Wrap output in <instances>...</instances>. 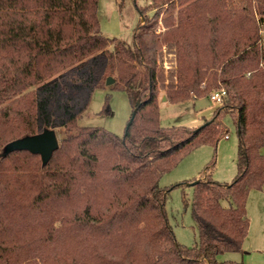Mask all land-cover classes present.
<instances>
[{"label": "trees", "instance_id": "16d2710c", "mask_svg": "<svg viewBox=\"0 0 264 264\" xmlns=\"http://www.w3.org/2000/svg\"><path fill=\"white\" fill-rule=\"evenodd\" d=\"M136 1V0H134ZM122 2V1H121ZM99 0H0V264H245L247 200L264 189V0H149L131 43L100 30ZM152 10L153 15L147 16ZM175 55L166 72L164 57ZM112 77L114 82L107 85ZM124 90L122 136L82 125L96 89ZM226 95L199 126L160 123L171 102ZM103 111L109 113V97ZM237 130V173L186 181L198 242L176 238L160 183L192 149ZM55 129L41 155L6 145Z\"/></svg>", "mask_w": 264, "mask_h": 264}, {"label": "rangeland", "instance_id": "374dc122", "mask_svg": "<svg viewBox=\"0 0 264 264\" xmlns=\"http://www.w3.org/2000/svg\"><path fill=\"white\" fill-rule=\"evenodd\" d=\"M148 3L149 0H99L98 17L101 32L109 37L120 38L131 43L135 27L143 21V16L137 6L145 7ZM146 14L152 16L153 11L149 10ZM256 15L261 24L264 41V16L259 12ZM166 55L164 65L166 72H169L172 66L176 65L173 62L175 55L172 53ZM107 97H109L111 109L109 113L103 111ZM164 97L162 92L159 98V106L160 123L164 127L173 125L199 126L204 123L206 118L213 115L214 109L218 106V102L211 100L210 95L195 101L191 99L183 102H171ZM131 113L132 107L126 91L110 87L99 88L95 90L91 103L80 118L79 123L103 126L122 136ZM224 121L229 129L228 135L221 137L216 148L210 144H203L192 149L160 180L163 186L185 182L184 185L174 187L171 190L166 202V209L177 240L187 246H193L198 242V228L191 213L190 203L188 206H185L184 203V198H188L190 201L193 197V187L188 185L189 183L186 181L199 176L208 165L212 166L213 162L214 166L207 173H210L216 181L230 183L237 173V130L229 116ZM262 152L264 153V145ZM252 191L248 209L255 225L250 231L246 240L247 243H244L248 247H252V250L245 249L243 245L248 254L225 253L220 255L221 259H236V261H243L245 264H251L248 261L264 264V200L256 201L254 194L259 193L256 192V189L250 192Z\"/></svg>", "mask_w": 264, "mask_h": 264}, {"label": "water", "instance_id": "95a60500", "mask_svg": "<svg viewBox=\"0 0 264 264\" xmlns=\"http://www.w3.org/2000/svg\"><path fill=\"white\" fill-rule=\"evenodd\" d=\"M113 82L114 79L110 76L106 80L107 85ZM58 147L59 139L55 129L46 128L40 133L28 135L9 142L6 145V151L11 152L16 149L29 150L32 153L40 154L43 163H47Z\"/></svg>", "mask_w": 264, "mask_h": 264}, {"label": "crops", "instance_id": "0c3cea01", "mask_svg": "<svg viewBox=\"0 0 264 264\" xmlns=\"http://www.w3.org/2000/svg\"><path fill=\"white\" fill-rule=\"evenodd\" d=\"M256 192H258L259 194H254V196L256 197V201H258V202H260V200H264V190L262 191H258V190H256ZM255 192V193H256ZM252 193H253V191L252 192H250V194H249V196H248V200H247V210H248V215L250 214L249 213V203H250V197L252 196ZM249 217H250V225H251V227H250V230H249V233H248V236H249V234H250V231L254 228V225H255V222H254V219L253 218H251V216L249 215ZM257 223V222H256ZM259 223H260V221H259ZM260 227V226H259ZM248 236L246 237V239H245V241H244V243H247L246 242V240L248 239ZM244 247H245V249L247 248V250H252V247H248L247 246V244H244ZM244 249V250H245ZM247 250H245V252L243 253L244 255H246V254H248V251ZM238 254H240L241 255V253H238ZM242 254V255H243ZM232 260H234V259H232ZM236 260V259H235ZM239 261V260H238ZM248 263H251V264H257V263H254V262H252V261H248Z\"/></svg>", "mask_w": 264, "mask_h": 264}, {"label": "built area", "instance_id": "2783aa9c", "mask_svg": "<svg viewBox=\"0 0 264 264\" xmlns=\"http://www.w3.org/2000/svg\"><path fill=\"white\" fill-rule=\"evenodd\" d=\"M173 55V54H172ZM171 67V66H168ZM226 95V91L224 89H221L219 91H216L210 95V99L215 102H221L223 97Z\"/></svg>", "mask_w": 264, "mask_h": 264}]
</instances>
